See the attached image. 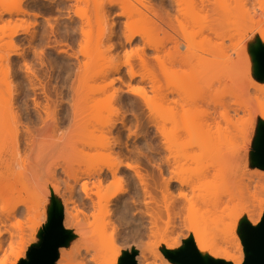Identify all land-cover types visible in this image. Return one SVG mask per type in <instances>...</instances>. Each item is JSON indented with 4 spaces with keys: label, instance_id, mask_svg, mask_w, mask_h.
Segmentation results:
<instances>
[{
    "label": "rangeland",
    "instance_id": "374dc122",
    "mask_svg": "<svg viewBox=\"0 0 264 264\" xmlns=\"http://www.w3.org/2000/svg\"><path fill=\"white\" fill-rule=\"evenodd\" d=\"M132 1H134V2L132 3ZM146 1L148 2V0H146ZM149 1L153 4H151L149 2L150 4L148 3V5H151L157 11L161 12L162 10L165 9L163 7L171 6L169 4H171L170 2L172 0H167V2H169L168 6H167L166 0H163V1L162 0H160V1L159 0H149ZM209 1H210V4H209ZM209 1L207 0L208 3H206V5H208V6H206V8H204L206 11L209 10V11H207L209 16H207V13L205 10L202 12L199 10V13L200 12L201 13H200L199 17L193 16L195 18L194 21L192 20L193 17L190 16L191 17L190 21L192 20L191 21L192 23H191L189 21L190 17L188 16L190 14H188L186 16L187 19L185 22H186V24L188 23V25H189V23L192 24L191 26L189 25V27H188V25L183 26L180 24L182 22V20L180 21V15H181L180 14L178 17L179 21H180L179 24L181 27L183 26L182 27L183 29L182 30H181V28L180 29L178 28V29L183 34L182 36L185 35L184 36L185 38H190L191 40L195 41L196 44L198 42H201V41L204 44V42H206V41L203 42V39L206 38L205 36H207L209 34L208 37L211 39V40L210 39L209 40L212 43H214L213 45H215L214 49L219 48V47L221 48V51L218 50L219 53L217 51L214 52V50H212V48L211 49L207 48L208 50H210V52L212 50L211 54L207 50L205 51V52L210 54V56H208L209 54L204 53L203 47L200 48L202 50V52H200L198 44H197L198 46L196 47V48H198L197 51L199 50L200 54H202V53L206 54V55H203V57H205V56L210 57L209 60L207 57H205V58L207 59V61L210 64L212 63V65L215 63L216 60L220 61V59H217L216 57H218L217 53L220 54V52H221V54H220L221 56H219V57L221 58V60H225V69L226 70H224V68H223V70L219 69L216 72L211 71V73H209L210 76L208 75V79L211 78L212 80H214L215 78L214 79L212 78V74L214 76L215 75L221 76L222 75L221 71H227V73L229 75L226 72L225 73L223 72V74L225 75V76L223 75L224 79L217 77V79H218L217 82H219V83H217V82L215 83L212 80H210L212 82V83L210 82L211 86L213 83H214L213 86L216 85L213 89L211 88L210 90H212L213 94L216 93L217 97H218V95L220 96V94H221L222 98L220 100H222L224 103L225 97L226 98H227V96L231 97V95H232L231 93L234 92L232 90L231 93L230 92L228 93L229 95L226 96V94H225L227 89L231 88L232 83H233L234 89L237 86L238 87L237 89H239L240 92H241L242 88L246 87L250 83L249 75L246 77L245 76L242 77L241 72L239 70H236V68L233 70V67L236 65L237 68H239V67L242 68L241 71H243V70L245 71L246 70L245 68H246L247 63H248L247 62V56L249 54L252 55L250 49L252 47H254L255 45H257L261 41L259 38L260 37L259 32L264 30V0H209ZM17 2L21 8H24L21 11L18 10V13L16 11L17 8L19 7V6H17L18 5ZM119 2H122V3L119 4ZM147 2H146V4H147ZM181 2H182V4H194V6H196L195 4H198V2H200V1H198V0H182ZM21 3H22V5H21ZM124 3H125V5H124ZM97 4H101V6H102V8H99V10L100 9H101V11H102V9L104 10V12L99 11L100 14L102 13L101 19L104 16V18L102 19V22L100 21L101 19L98 20L99 13L97 12V8H98ZM110 4H111V6H110ZM127 4L130 7H128ZM140 4L141 3H139L135 0H53V1L52 0H28V1L27 0H0V13L2 12L0 14V94L1 95L5 94V96H7L6 97L7 100L9 98L11 99V100L10 99L9 100L12 101L11 104H13L12 105L13 107L12 106L11 107H12L13 111L11 110V108H8L9 105L6 106L7 109L6 108L5 109L6 110L10 109L12 112L15 113V115H14V113H12V112L10 113V110H8V112L5 115H8L9 117L6 116L3 118L6 119L8 117L9 118V120L7 118L8 124L10 125V124H13L15 122V126H16L14 128L13 127L14 124L10 125V126L7 125L8 128L7 127L6 128L8 130L5 131L6 133H4L5 134L4 142L6 141V144H4V143L1 144V142H0V152L2 151L1 155H0V157H1L0 161L2 160V162H3V159L7 157L6 158L7 160L6 159L4 160L5 162L6 161L7 162L3 163L4 165L1 164V166H0V176L2 178L3 177L2 175H4L7 179H8V176L9 177L11 176L9 179H12V178L14 179L13 175L16 172L21 177V180L18 179V181L15 182V184L17 183L15 187H14V184L12 183L14 181H12L11 183H6V185H4V186L9 187V189L7 188L8 191L10 192L9 194H8L7 189L3 186L5 188V189L2 188V189H4V190H2L4 193L3 195L5 196V197L4 196L3 197L7 201L4 199V200H2V203L6 201V203H8V205H9L13 201H17L20 199L23 201V199H24L25 203H27L26 205L29 206V209H28L27 206H25V203L20 200L21 203L16 208L15 214L11 218L6 220L4 222V225H2L3 218H1V220H0L1 221L0 222L1 228L0 229L3 231L2 238H1V240L3 241V248L0 251V264H2V261L5 258L7 259L6 264H13L12 259L9 255L10 254V243H12L14 246H18L21 236L22 235L27 236L28 234H30L32 228H34V227L35 228L38 227L37 231L31 237V241H30L29 245L26 246L24 256L21 259H27V254H28L30 247L33 246L34 244L39 243L40 231L43 229V226L48 222L49 210H50V205H51V197H52V194H54V193H52L53 191H52L51 186L49 185V181L51 183V181H54V179H58V181L61 182V186L63 187L68 182L69 183L73 182V180H71V179L73 176H76L75 175L76 173H77V175H79L84 171V168L85 169L88 168L86 166H89L90 164L86 165L88 163L86 161H83L84 159H82V158H84L83 155H85L87 152H88V154H90L93 151H95L96 147L94 148V144L96 143V140L98 139V141H99V139L103 137L102 133L100 132V130L102 128L100 125L102 123V118L106 117L107 114H109V115L111 114V111L107 110V109L110 110L109 105H108L110 101H111L110 103L112 104L113 107L115 106V108H118V110H119L118 115L119 114L120 115L126 114L125 116L127 117V123L129 126H131L132 130H138L139 131V135H137V136L134 134L132 136L130 135V137L127 136L128 131H126V130H124L125 132L121 131V134L119 135L118 129L121 130L120 124H119L118 125L119 128L115 129L112 134H110L109 132H106V134H104L105 136L108 135L107 138L111 135H112L111 138L113 136H115L117 138L118 137L117 135H119L118 141H119L120 146L118 147V149L120 147H122L123 149L127 148V151L129 152V154L127 153L129 156L125 157L127 161H131V162L135 161L137 163L139 162L143 165H146L148 168L151 169L152 166H150L151 164L149 165V163H150L149 160L152 157L154 159H157L160 156L175 157V156H179V155L183 154V150L182 149L180 150V148L177 147L176 142H175L172 135H171L172 139H171L170 147L169 148H163L160 144L161 137H160L159 133H156L157 132V126L156 125L160 123V124H165L167 131L169 133L173 134L175 131V128H176L175 118L172 115L165 112L160 107L159 98L158 99L156 98V96H157L156 92L152 93L154 91H152L149 84H147L148 83L147 80L143 79L144 81H147L146 83H144L142 80L141 81L139 80V76L131 78L128 76V73L126 72L127 71L126 70L127 69L126 68L127 67L126 62L128 60L125 61V59L130 58L129 59L130 62L135 63L134 65L137 68L136 71L139 72V70H141V72H139V73L145 72L144 73L145 75L149 74L150 71H151L150 74H152L154 72L157 73L156 75L158 76L157 77L158 79L157 78L156 79L158 80V84L165 86V84L172 83V81H170V80L168 81L166 79V76H165L166 72L175 73V72H179L180 70L183 69V67H181V65H178V64L172 65L170 63L169 57H166V56L164 57V55H162V54H160V55L162 56L163 61H159V60H162L161 57L158 61H157V59L155 60L153 57L156 55V51L152 48H148L147 46L146 47L144 46V48H146L145 49L146 51H144V52L147 55V57H149L148 58V65H146V66H149L148 68L150 70L145 71V69L147 67L144 68L141 65H139L138 63H136L137 62L136 61L137 60L136 54L138 53L137 50H139L138 46L139 45L143 46L145 44H144L143 39H140L141 37H137L138 35L135 36L136 39L134 38L132 40V42H128L127 37L125 36L126 35V29H124V28H125V26H127L126 24H127V22H129L130 18L129 19L127 17L125 18L124 14L120 15L121 12L119 14V11L122 8L127 7L129 10H131V12L133 11V13H132L133 18L131 17L130 22H132L136 19L138 20L136 22H140V21H142V19L147 18V16L150 17V14H148L149 12L147 13V10L144 7H141ZM154 4H155V6H153ZM172 4H173L172 6L174 8L175 4L173 2H172ZM12 5H13V7H12ZM14 5L17 6L16 9H14L15 11L13 10V8H15ZM120 5H121V8H120ZM203 5H205V4H203ZM10 6H11V9L13 10V11L11 10L12 12L9 9ZM101 6H99V7H101ZM158 6H160V7H158ZM240 6L244 7L247 10L246 14L239 15L240 10H238V7H240ZM207 7H208V9H207ZM5 8H8V11L11 12V14ZM143 8L145 11L143 10ZM198 8H199V5H198ZM198 8H197V12H198ZM200 9L203 10V8H201V7H200ZM142 10L144 13L142 12ZM137 11L138 12L140 11V13H138ZM141 12H142V15H141ZM173 12H175V14H176V11H173ZM134 14H136V15H134ZM203 16L205 18H203ZM206 16L209 18H206ZM107 17H109V18H107ZM134 17H136V18H134ZM183 17H185V16L183 15L181 17V19ZM197 17L199 18V20ZM201 18H203L204 20L205 19H208V20H205V21L202 20L201 21L200 20ZM184 19H183V22H184ZM124 21H126V23ZM187 21H189V22H187ZM104 22H106L105 24H107V25H104ZM185 22H184V24H185ZM193 23H195L194 26H193ZM175 24L178 25V26L176 25V27H179L178 23H175ZM198 24H199V26H198ZM201 25L204 26L203 28H205V26H208L209 29L211 28V31H208L209 29H208V27H206L205 29H202V30H204L202 32V30H201L202 26ZM110 26H112V28ZM154 27H155V33H153L152 37L155 36V39L157 38L156 40L158 43L160 40V42H162L163 45L164 44H167V45L170 44L171 45V43H170L171 41H168V40L166 41L167 38L165 39L164 34H166V33L164 31L163 32L160 31V30H162L161 28H159L158 31L156 32V26H154ZM185 27H187V31L186 30L183 31ZM98 29H99V31L100 30L101 31L99 32ZM178 29H176L177 33L179 32ZM84 30H85V34L82 33ZM123 30L125 32H123ZM97 31L99 32V34H97ZM102 31H103V33H102ZM110 31H111V33H110ZM201 32L205 33V34L208 33V34H206V35L204 34V37H203V36H201ZM98 35H99V37H98ZM172 35H178L179 37H181L180 36L181 34L179 35V34H176L175 32H174V34L172 33ZM109 36H111V37L107 41L106 39L109 38ZM166 37H168L167 34H166ZM171 37L169 39H171ZM202 37H203V39H202ZM98 39H100V40H98ZM94 40H95V44H94ZM183 40H184V38H183ZM219 41L225 42L224 49H222L223 48L221 46L222 43ZM212 43H211V46H212ZM98 44H99V47H98ZM108 44H111V45L109 46ZM160 44L161 43H159V45ZM207 44H208V41H207ZM95 45H97V46H95ZM247 45H249V51L248 50L247 51L241 50V48H243ZM105 46H106V48H109V49H105ZM122 46H123V48H121ZM204 46L209 47L210 45L208 46V45L204 44ZM216 46H218V47H216ZM97 47H98V49L96 50ZM134 47H136L135 48V51H137L136 54H134V52H133ZM200 47H201V43H200ZM212 47H214V46H212ZM94 48L96 51L94 50ZM110 48H111V50H110ZM129 48L130 49L133 48V50L130 51ZM140 49H141V46H140ZM205 49L206 48L204 47V50ZM101 50H102V52L105 51L104 55H106V56H103V54H101L102 53V52H100ZM126 50L128 52H130V55H131V53H132V55L134 54V59H133L132 55L130 56ZM36 52L37 53L42 52V53H39L41 55H39V57H38V54ZM92 52H93V54H92ZM96 52H98V53L96 54ZM139 52H140V50H139ZM222 52H223V57H222ZM94 53L96 56H93ZM109 54H111V56ZM212 54H214L216 56H214ZM97 55L98 56L101 55V56L98 57ZM126 55H127V57H126ZM151 55H153V57ZM211 56H214V57H212V62H211ZM106 57H109V58H106ZM150 58H151V60L149 61ZM94 59H98V60L95 61ZM85 60H86V64L84 62ZM89 60L94 62L93 65H90V68H89V64L91 61L89 62ZM24 61L25 62L27 61V62L25 63ZM88 62H89V64H88ZM234 62H235V64H234ZM125 63H126V65H124ZM26 64H28V65L31 64L30 67L27 65V68H29V69L31 68V70H29V72H28V69L26 68ZM82 64L84 66L88 65L89 69L85 67L86 68V70H85L84 66ZM116 64L120 65V72L117 74L119 76V78L117 79L115 77L116 80H114L113 86H112V90L113 89H114L113 91L116 90L115 91L116 93L114 96L115 98L110 99L109 92L106 91L108 93H105V92L101 93L98 90V87H101L102 85H104L105 81H102L103 79L105 80V78H106V80H108L107 77H105V76H107L106 75L107 71H105V70L108 69L106 67H110V66L114 67V66H116ZM80 65L83 67L80 69L83 72V74L81 71L76 73L77 71H79ZM227 65L233 66V67L226 68ZM141 67L144 70L141 69ZM102 68H103V71H102ZM83 69L85 70V72L88 69L86 74L83 71ZM231 69L233 71H229ZM32 71L35 73V76H34V74H32L33 73ZM95 71H96V73H95ZM101 71H102V73H101ZM152 71H154V72H152ZM104 72H106V74H104L105 78L102 76V74ZM253 72H254V64H253ZM253 74H254L255 79L258 80V77L255 75V72ZM226 75L228 77H226ZM90 76H92V78H90ZM83 77L85 79L83 84H85L86 86L89 87L88 88L85 86L87 88L86 93L84 92L85 90L83 91L85 94H83L84 96H82V97H84L85 99L81 98L82 94L79 95L80 98H78V96H76V91H75L76 86L79 89L81 87L84 88L82 85L80 86V84H82V81H81V83L78 81L79 79H83ZM86 77H89L88 78L89 81H86ZM96 77H97V79L98 78L99 79L96 80ZM111 77L112 76H110L109 78L111 79ZM77 78H79V79H77ZM225 78L227 80L229 78L228 83H227V80ZM219 79L220 80L222 79V83H220ZM71 80H72V82H71ZM73 80H75V81H73ZM93 80H95V81H93ZM77 81L80 83L79 86L76 85V83L78 84ZM33 82H35V84L37 83V89L38 90L33 91L32 87H31ZM74 82H75V84H74ZM39 83H41V85L45 86L46 91L50 95L49 101L46 100V96L42 92V89L40 91L41 85ZM72 84H73V87H72ZM136 85H137V87L141 86V88H142V86H145V88L143 87L144 89L147 88L148 91H149V89L151 90L148 92V94L152 95L153 100L151 99V101L154 104L152 112H151V117H149L150 116L149 115L150 114L149 109H146L144 101L142 99H140L141 97L139 96L138 93H136L137 92ZM229 85H231V86L229 87ZM131 87H135V89L134 88L130 89ZM95 88H96V90H95ZM89 89H90V91H89ZM138 89H140V88H138ZM108 90L110 91L111 89L109 88ZM132 90H133V92H132ZM135 90H136V92H135ZM74 91H75V93H74ZM88 91L90 94L89 95L90 98L91 99L93 98L92 100L90 99L91 101H88L89 98H88V100H86V98H87L86 96H88ZM90 92H92V93H90ZM235 92H237V91H235ZM8 93L10 96L7 95ZM79 93H81V91H79ZM238 93H239V91H238ZM91 94H94V95H91ZM233 94L235 96V99L233 97L232 98L229 97V98L234 99V101H235L236 97H238L239 95L236 96L237 93H233ZM240 94H242V93H240ZM223 95H224V97H223ZM216 96L214 95V97H216ZM241 96L242 95H240V97ZM2 97H4V95ZM76 97H77L79 103L80 102L83 103L82 105L80 103L81 109L79 108L80 107L79 105H78L79 107L77 106L78 102L75 103ZM217 97L215 99H217ZM73 99H74V102H73ZM237 99H239V98H237ZM240 99L242 100V97ZM3 100L5 101V99H3ZM9 100L6 102L10 103ZM34 100L39 102V103L37 102L39 104V106H38V104L35 105ZM83 100L85 102H83ZM1 101L2 100H0V102ZM86 101H88V102H86ZM230 101L232 102L233 100H229L228 102H225V103L230 104L231 103ZM234 101H233L232 105L234 103L236 104V102H234ZM142 102H143V104H142ZM237 102H240V100ZM2 103H0V104L2 105ZM237 104H236V106H237ZM75 105H76V108L78 107L80 110L76 109L75 107H74V109H72L73 106H75ZM226 105L227 104H225V106ZM232 105L230 104V106H232ZM40 107H41V110H40ZM231 108H233V107H230L229 109H231ZM75 109L78 110V114H80V115L77 114L78 117L75 114L77 112ZM73 110H74V113H73ZM144 110H145V112H144ZM231 111L234 113L233 109H231ZM231 111H230V113H231ZM46 112L48 114H50L49 117H48V114ZM228 112H229V110H228ZM70 113H71V115H70ZM146 113H148V114H146ZM233 113H231L230 116L235 114V113L234 114ZM238 114H241L240 117H242V115H243V118H244V116H246L243 114V110H242V112H241V110H239ZM44 115H46V116H44ZM72 115L74 117H72ZM133 115H134V117H133ZM235 116H236V114L234 115L233 119L235 118ZM75 117H77L76 120H75ZM70 118H72V119H70ZM152 118L155 119V121H154L155 124H153ZM239 118H238V120H239ZM18 119H20L19 121L21 123L18 121ZM137 119H138V121H137ZM236 120L237 119H234V121H236ZM7 121L6 122L4 121V123H7ZM140 122H142V123H140ZM237 122H239V121H237ZM237 122H236V126H237ZM261 122H264V120L259 116H255L252 126L243 125L244 126L243 127L240 125V123H238L239 127L238 126H237L238 128L234 127L235 131H236V132L234 131V135H233V132L231 133L233 141L230 145H232L234 143V139H235V140H237V141H235V147L233 146L234 144L232 145L233 147L228 145L230 143L229 142L227 144L229 146L228 150L226 147V151L228 153L223 154L221 161L219 162V165L222 166V169L224 172V179H225L227 188L232 187L235 184V182H240L242 180L241 178H242L244 173H246V176H250L251 174H256L257 178H253L251 183H250V191H251V193H256L257 198H264V191H262L260 188H258V187H260V185L263 184V182L261 181V175L264 174V169L257 167L253 162V152H254L255 142H256V139L258 136V132H259V125ZM138 123H139L140 127L136 126V125H138ZM98 124L101 128L97 127ZM151 124H153V125H151ZM134 126H135V129H134ZM240 126L242 129H244L243 132H241V130L238 131ZM10 127L12 128L11 132L9 131V129H11ZM28 127L30 129H28ZM97 129L99 130V132L97 131ZM233 130H231V131H233ZM94 131H95V133L98 132L100 135H98V133H96L97 135L94 134L93 133ZM140 131H141V134H140ZM87 133L88 134L91 133V134L88 135ZM13 134H15L16 136L15 135L12 136ZM92 134L94 136H92ZM8 138L11 140L8 141L7 140ZM87 139L88 140L91 139V141L93 140L92 142L89 140L91 143H93V145H91L90 142H86L85 140H87ZM17 140H18V142H17ZM236 142H240L242 145L241 144L238 145V143H236ZM15 143H16L17 147H16ZM84 143H86V144L84 145ZM88 143H90L89 145H91L92 147L87 145ZM149 144L152 147H154L155 152L154 151L148 152L149 153L148 158L150 157L148 160H147L146 156H143V155L138 156L137 153H130L132 150L133 151L138 150V149H142L143 151H145V149L148 150L149 146H150ZM13 145H15V146H13ZM16 149H17V151H16ZM90 149H92V150H90ZM86 150H88V151H86ZM80 151H82L83 153H81ZM215 151L216 150L214 147L208 148L204 151H201L200 149H195L193 152L200 158L199 159L197 158L198 160L195 162L194 161H189V162L183 161L182 162L184 164L183 165V171H181V172H182V175L184 178L191 180V181H197V180H199V173H200L199 169L201 167H204L207 165V174L204 178L201 179V182L204 184V187H203V190L199 192V194L202 193L203 195H210V196L221 195L222 199L225 201V204L227 202H229L227 204L228 208L223 215V221H224V223L227 224V223L231 222L238 214H241V212L243 210L242 205H241L242 201L239 199L238 196H236L233 199H230V197L228 195H226V194L222 195L221 184H220L218 178L215 176V172L219 166H213L212 165V163L215 159V156H214ZM10 152L11 153L13 152L12 155ZM225 155H226V157H230V158L236 160V161H234V166H233L234 172L232 171L231 168H229L227 165L224 164L225 158H226ZM80 156H83V157L81 158ZM86 156H85V158H86ZM2 157H3V159H2ZM17 157H19V158H17ZM9 158L11 160L10 164H9V161H10ZM17 159L19 161H17ZM15 161H17V162H15ZM95 161L97 162V159L94 160V162ZM84 162H86V164ZM90 162H91V165H93V164L95 165L98 163V162L94 163L93 160L92 161L90 160ZM19 163H20V165H18ZM53 163L55 166L52 165ZM57 165H58V167H56ZM62 165H63V167L66 166L65 170H67V171H65V170L63 171L64 168L61 167ZM95 166H92V168H94ZM18 168H19V170L20 169L21 170L20 171L16 170ZM89 168H91V167H89ZM46 170H48V171H46ZM76 171H78V172H76ZM43 172H45V174ZM53 172H54V174H52ZM49 173H50V175H49ZM67 173L69 175H67ZM38 174H39V176H38ZM43 174H44V176H43ZM71 174H73V175H71ZM19 175H17V176H19ZM45 175H46V177H45ZM49 176L50 177L57 176L58 178H53V180H51L52 179L51 178L50 180H48ZM68 176L71 178L69 179ZM244 176H245V174H244ZM5 177H3V178H5ZM39 177H41L43 179L41 181H39V179H38ZM6 178H5V180H6ZM63 178L65 180H63ZM14 180L16 181V179H14ZM66 180H67V183H66ZM2 181L5 182L4 179ZM104 187L106 188V186H104ZM10 188H11V191H10ZM78 188H79V186L77 187V189ZM79 191L80 190L78 189V191L76 193V195L78 197H79ZM12 192H13V194H12ZM176 193H177V190H174L173 194L176 195ZM189 194L191 195V193H189ZM126 197H128L127 194H125L123 199H125ZM155 198L157 200V204H156V208L153 210L159 211L161 213V215L163 216V218H162L163 222H161V227L159 230V237L157 236V238H150V239L146 237L138 247H135L132 244V242H129V244L127 243V244L123 245L124 249H123L121 257L124 255L125 252H132L133 250H136L137 251L136 257L138 256V259L136 258L137 259L136 261L138 262V264H161L162 263V257H166L163 253V250L165 248L170 250V248L166 244H159L158 242L155 244V240L159 241L160 236L166 235L168 238H173V237L178 238L179 242L181 243L180 247H182L184 245V242L187 239L192 238V236L189 235V230L186 229L183 226V224L189 223L190 219L192 218L191 217L192 211L200 209V204H195L194 209H192L190 211L184 209L183 212L181 213V217L179 219H176L175 227L171 226V225L167 226L165 221L168 220V215L166 214L165 209L163 207L164 198H163L161 193H157L155 195ZM249 198H250L251 202H253L254 198L253 197H249ZM56 199H58V201L62 204V206L64 208V205L61 201V198L56 197ZM193 200H197V197H195ZM227 200H230V201H227ZM80 203H81L80 201H78L76 203V206L74 207L73 211L76 210L75 213H77V210H79V208H80V210L78 211L80 214H78V213L77 214L80 215L79 218L84 221V219H83L84 217L82 216L83 212L81 211L82 206ZM170 213H171V215H173L174 211L172 210V211H170ZM244 219H246V218L243 217L240 221L242 222ZM170 220H173V219H170ZM191 220H195V218H192ZM246 220H248V218ZM64 222H65V208H64ZM240 223H239V227H240ZM65 228L71 230L73 232L74 236L66 246H63L60 248L59 255H60V252L62 249L66 250V252L70 251L71 247L75 243H77V241H78V236L73 231V228L70 226H65ZM239 234H240V230H239ZM183 235H189V236L183 237ZM240 236H241V234H240ZM218 242H219L218 244L220 246H224L222 241L219 240ZM242 244H243V240H242ZM243 251H244V254L246 257L244 244H243ZM209 254H210V257H212L214 259L225 260L223 258H216V254L212 250L210 251ZM57 261H56V264H58ZM17 264H19V262Z\"/></svg>",
    "mask_w": 264,
    "mask_h": 264
},
{
    "label": "bare ground",
    "instance_id": "6f19581e",
    "mask_svg": "<svg viewBox=\"0 0 264 264\" xmlns=\"http://www.w3.org/2000/svg\"><path fill=\"white\" fill-rule=\"evenodd\" d=\"M135 1L141 3L140 4L141 7H144L147 10V13L149 12L148 14H150V17L147 16V18L142 19V21H140V22H136V21H138L137 19L134 20L135 22L131 20L133 22L132 23V22H130V19L133 16L132 15L133 11L131 12V10H129L127 7H124L120 11L119 10L118 11H119V14L121 12L120 15L124 14L125 18L126 17L128 19L130 18L129 19L130 23L127 22V24H126L127 26H125V28H124V29H126V35L125 36L127 37L128 42H132V40L137 35H138L137 37H141L140 39H143V41H144L145 45H143V46L139 45L138 46L139 47L138 49L140 50V52H139V50L136 49L138 51V53H137V51H135L136 47H134L133 52H134V54L137 53L136 54V59H137L136 63H138L139 65H141L144 68L147 67L145 69V71L150 70L148 68L149 66H146V65H148V58L149 57H147V55L144 52V51H146L145 50L146 48H144V46L145 47L147 46L148 48H152L156 51V55L154 54L155 55L154 57H153V55H151L155 60L157 59V61H158L161 57L162 60H159V61H163V58L160 55V54H162V55H164V57L165 56L169 57L170 63L172 65H177V64L181 65V67H183V69L180 70L179 72H175V73L166 72V75H165L166 79L168 81L169 80L172 81V83L165 84V86L158 84V80H157L158 76L156 75L157 73H155L154 71H152V72H154L155 74L154 73L150 74V72H151L150 71L149 74H146V75L144 74L145 72L139 73V72H141V70H139V69H138L139 72L136 71L137 68L134 65L135 63L130 62V60H129L130 58L125 59V61L128 60L126 62L127 65H126V63L124 64L127 66L126 72L128 73V76L131 78L139 76L140 81L142 80L144 83H146L148 81L147 84H149L152 91H154L152 93L156 92V95L158 97L156 95L155 96L157 99L159 98L160 107L165 112H167L168 114L172 115L175 118L176 128H175V131L173 134H171L167 131L165 124H160V123L156 125L157 126V132L156 133H159V135L161 137L160 144L163 148H169L170 147L171 139H172L171 135H172L175 142H176L177 147H179L180 150L181 149L183 150V154L179 155V156H175V157L160 156L157 159H154L153 157L152 158L149 157L150 163L148 161L147 162L149 163V165L151 164L150 165V166H152L151 169L148 168L146 165H143L139 162L137 163L135 161L134 162L127 161L125 157L129 156L128 155L129 152L127 151V148L123 149L122 147H120L118 149V147L120 146L119 141H118L119 140L118 137L121 134V131H124V130L128 131L127 136H129V137H130V135L132 136L133 134L136 136L139 135V131L138 130H132L131 126H129L127 123V117L125 116L126 114H124V115L119 114L118 115V113H119L118 108H115V106L113 107L112 104L110 103L111 102L110 101L108 104L110 110L109 109H107V110L111 111V114L110 115L107 114L106 117L102 118V123L100 125L102 128L99 126V124L97 126L98 128L99 127L101 128L100 132L102 133L103 137L100 138L99 141L97 138H96L97 140L95 139L96 140V143L94 144V148L96 147L95 151H93V152L91 151L92 153L89 152L90 154H88V152H87L85 155H83L84 158H82L83 156H80L82 159H84L83 161H86L88 163V164H86V162H84L86 165H89V164L91 165L90 160L91 161L93 160V162H94V160L97 159L98 163L95 161L97 163V164H95L96 166L94 164L91 166L90 165L86 166L88 168L87 169L84 168V171L81 174L77 175V173H76L75 174L76 176L72 177L71 180H73V182L67 183V180H66L67 184H65V186H63V187L61 186V182L58 181V179H54V181H51V183L49 181V185L51 186L52 191H53L52 193H54L55 197L61 198V201L64 205V208H65V222H64V224L72 227L73 231L78 236L77 243H75L71 247L70 251L66 252V250H63V249L61 250L57 262H58V264H119L120 259H121V255H122V252L124 249L123 245H125L127 243L129 244V242H132V244L135 247H138L146 237L149 239L150 238H157V236L159 237V230L161 227V222H163V219H162L163 216L161 215V213L159 211H154L153 209L156 208V204H157V200L155 198V195L157 193H161L163 198H164L163 207L165 209L166 214L168 215V220L165 221L167 226L171 225V226L175 227L176 219H179L181 217V213L183 212L184 209L190 211V210L194 209L195 204H200L199 210L192 211L191 217L195 218V220H191L192 219L191 218L188 224L187 223L183 224V226L189 230V235L192 236L198 251L201 253V255L203 257L206 258V257L210 256L209 253L212 250L216 254V258H223V259H225V261H229L233 264H243L246 257H245L244 251H243L242 238L239 234V223L241 222L240 220L244 217L242 212L247 211L249 213L248 220L252 223V225H254V226L258 225L259 223H257V222L260 221L261 215H262V213H264V198H257L256 193H251V191H250V183H251L253 178H257L256 174H251V175L249 174L250 176H246V173H244L245 176L243 174V176L241 178L242 180L240 182H235V184L232 187L227 188L226 182L224 179V172H223L222 166L219 165V162L221 161L223 154L228 153L226 151V147L228 150V147H229L228 145H230L233 141L231 133L233 132V135H234V131H235L234 127H237L239 125L238 123H240L241 126H243V125L252 126L255 116H259L264 120V114H261V113H264V80L255 79L254 74H253L254 73L253 72L254 62H253V58H252L251 54H249L247 56V62L248 63H247V66L245 68L246 69L245 71L244 70L241 71L242 68L241 67L237 68L236 65L234 67L227 65L226 68L233 67V70L235 68H236V70H239L242 74V77H244V76L246 77L249 75L250 83L246 87L242 88L241 92L239 89H237L238 88L237 86L234 89L233 83H232V86L229 85V87L231 86V88L227 89V91L225 90L226 91L225 94L227 96V95H229L228 93L229 92L231 93V91L233 90L234 92L231 93L233 96L231 95V97L230 96H227V98L225 97V100L223 103V101L220 100L222 98L221 94H220L221 97L217 94L219 97L218 98L216 96V93L213 94L212 90H210L211 88L213 89L216 85L213 86V84H214L213 83L211 86L210 80H212V79L211 78L208 79L209 73H211V71L216 72L219 69L223 70V68H224V70H226V69H225V60H221V58L219 57V56H221L220 55L221 52H220V54H218L219 51H221V48L219 47V48L214 49L215 45H213L214 43H212L210 41L211 39L208 37V35H209L208 33H206L208 35L205 36L206 37V38H204L205 40L203 39L205 33H202L204 31L202 29H205L208 26H205V28H203L204 26L201 25L202 26L201 36H203L202 37L203 42L206 41V42H204V44L208 45V46L210 45L209 47L204 46V44L202 43L201 40H200L201 42L197 43L199 45L198 46L195 41L191 40L190 38H185L184 37L185 35L182 36L183 34L179 30L180 28L182 30L183 26L188 25V23L186 24V22H185L187 19L186 16L188 14H190V15H188L189 17L190 16H192V17L198 16L199 17L200 13L205 10L204 8H206V6H208V5H206V3H208L207 0L206 1L205 0H198L200 2H198V4H195L197 7L194 6V4H182V2H181L182 0H172L170 2L171 4H169L171 6H168L169 2H167V0H166L168 7H163L165 9L162 10L161 12L157 11L151 5H148V3L150 2L149 0H148V2L146 0H135ZM133 2L134 1H132V3ZM146 2H147V4H146ZM172 2L175 4L174 8L172 6L173 5ZM121 3L122 2H119V4H121ZM17 4H18V2H17ZM151 4H153V3H151ZM203 4H205V5H203ZM209 4H210V1H209ZM21 5H22V3H21ZM124 5H125V3H124ZM198 5H199V8H198ZM17 6H19V4ZM17 6L14 5L15 8H13V10L16 9ZM97 6H98L97 12L99 13L100 18L98 16L97 17L99 20V19H101V14H102V13L100 14V12H102V11L104 12V10L103 9H102V11H101V9L99 10V8H102L101 4H97ZM99 6H101V7H99ZM110 6H111V4H110ZM153 6H155V4ZM12 7H13V5H12ZM128 7H130V6L128 5ZM158 7H160V6H158ZM200 7L203 8V10H201ZM120 8H121V5H120ZM144 8H143V10H144ZM197 8H198V12H197ZM5 9H7V11H8V8H5ZM9 9H10V11L12 10L11 6L9 7ZM22 9H24V8H21L19 6L16 10L17 13H18V10L21 11ZM207 9H208V7H207ZM143 10H142V12H143ZM199 10L201 11L200 13H199ZM238 10H240L239 15H244V14H246V11H247L244 7H241V6L238 7ZM140 11L139 12L137 11V12L140 13ZM173 11H176V14ZM207 11H209V10H207ZM207 11H206L207 16H209ZM11 12H9V13L11 14ZM142 12H141V15H142ZM134 15H136V14H134ZM179 15H180V21L182 20L181 23H180L179 18H178ZM183 15L185 17H183L181 19V17ZM207 16H206V18H209ZM136 17H134V18H136ZM103 18H104V16H103ZM107 18H109V17H107ZM203 18H205V17L203 16ZM203 18H201L200 20L201 21L204 20ZM102 19L100 20L101 22H102ZM183 19H184L185 24L183 22ZM190 19H191V17L189 18V21H190ZM194 19L195 18L193 17L192 20L194 21ZM198 20H199V18H198ZM205 20H208V19H205ZM126 21H124V22L126 23ZM189 21H187V22H189ZM105 23L106 22H104V25H107ZM175 23H178V24L180 23L183 26L181 27L179 24V27H176L177 24H175ZM191 23H189L190 26L192 25ZM189 25H188V27H189ZM194 25H195V23H193V26ZM154 26H156V32L158 31L159 28H161L162 30H160V31H162V32L164 31L167 34L168 37H166V34H164L165 39L167 38L166 41L167 40L171 41L170 42L171 45L170 44L169 45H167V44L163 45L162 42H160V40H159V43H161L162 45L161 44L159 45V43L156 40L157 38L155 39V36H153L154 38L152 37L153 33H155V27ZM198 26H199V24H198ZM110 27L112 28V26H110ZM185 28L183 31H185V30L187 31V27H185ZM99 29H98V31H99ZM176 29H178L180 33L179 32L177 33ZM208 29H209V27H208ZM98 31H97V34H99V32L101 30L99 32ZM208 31H211V28ZM123 32H125V31L123 30ZM171 32L173 34H174V32L176 34H179V35L181 34L180 35L181 37H179L178 35H172ZM82 33L85 34V30ZM102 33H103V31H102ZM110 33H111V31H110ZM259 34H260L259 38H260L261 42L264 44V30L260 31ZM98 37H99V35H98ZM110 37L111 36H109V38H107L106 40L108 41V39H110ZM170 37H171V39H169ZM182 37L184 38V40ZM95 40H94V44H95ZM98 40H100V39H98ZM207 41H208V44H207ZM219 42L222 43L221 46L223 47L222 49H224L225 42L224 41H219ZM200 43H201V47H200ZM211 43H212V46H214V47L211 46ZM99 44H98V47H99ZM108 45L110 46L111 44H108ZM95 46H97V45H95ZM140 46H141V49H140ZM197 46L199 47L200 52H202V50L200 49L202 47H203L204 53H207V52H205L206 50L208 52H210V50H208V49H211V48H212V50H214V52L217 51L218 57H216V58L220 59V61L216 60L213 65H212V63L210 64L207 61V59L205 58L207 56L203 57V55H206V54H203V53L200 54L199 50L197 51V49H198V48H196ZM218 46H216V47H218ZM98 47L96 48V50L98 49ZM204 47L206 48L205 50H204ZM121 48H123V46ZM105 49H109V48H106V46H105ZM94 50H95V48H94ZM110 50H111V48H110ZM131 50H133V48L130 49V51ZM212 50H211V52H212ZM241 50H246V51L248 50L249 51V45L241 48ZM100 52H102V50ZM104 52H102L101 54H103V56H106V55H104ZM211 52H210V54H211ZM39 53H42V52H39ZM39 53H37L38 57H39V55H41ZM97 53L98 52H96V54ZM92 54H93V52H92ZM128 54L130 55V52H128ZM134 54L132 55V53H131L133 59H134ZM207 54H209V53H207ZM210 54L208 56H210ZM109 55L111 56V54H109ZM127 55H126V57H127ZM212 55H214V54H212ZM93 56H96L95 53ZM100 56H98V57H100ZM214 56H216V55H214ZM214 56H211V62H212V57H214ZM222 57H223V52H222ZM106 58H109V57H106ZM207 58L209 60L210 57H207ZM94 60L96 61L98 59H94ZM150 60H151V58L149 59V61ZM90 61L91 60H89V62ZM84 62L86 64V60ZM89 62H88V64H89ZM93 63H94L93 61L90 62L89 68H90V65H93ZM234 64H235V62H234ZM27 65L28 64H26V68H27ZM30 65H28V66L30 67ZM85 67L88 68V65L84 66V69L86 70ZM142 67H141V69H143ZM81 68H83V67L80 65L79 71H77L76 73L80 72ZM106 68H108V69H106ZM106 68H105L106 69L105 71H107V74H106V72H104L102 74V76L104 77V74H106L107 76H105V77H107L108 80H106L105 77H104L105 80L102 78L103 79L102 81H105V82H104V85H102L101 87H98V90L101 93H104V92L108 93L109 92L110 99H113V98H115L114 96H115L116 90L113 91L114 89L112 90V86H113L114 80H116L115 77L117 79L119 78V76L117 74L120 72V65L116 64V66H114V67L110 66V67H106ZM27 69H28V72H29V70H31V68L30 69L27 68ZM84 69H83V71L85 72ZM88 69H87V71H88ZM233 70L231 69L229 71H233ZM102 71H103V68H102ZM102 71H101V73H102ZM86 72H85V74H86ZM221 72L220 73L222 74L221 75L222 77L218 76V75L214 76L212 74V78L213 79L215 78L214 79L215 81L212 80L213 82L216 83L218 81L217 77L224 79L223 77L225 75L223 74V72L227 73V71H221ZM95 73H96V71H95ZM32 74H34V76H35L34 72ZM82 74H83V72H82ZM92 76H90V78H92ZM110 76H112L111 79L109 78ZM226 77H228V76L226 75ZM79 78H77V79H79ZM88 78L89 77H86V81H89ZM98 79L96 77V80H98ZM143 79H145L147 81H144ZM222 79L221 80L219 79L220 83H222ZM228 80H229V78H228ZM228 80H227V83H228ZM73 81H75V80H73ZM78 81L80 83L82 81V84H80ZM78 81H77L78 84L76 83V85L79 86V84H80V86L82 85L84 88L81 87L80 88L81 90H80L76 86V88H77V89L75 88L76 96H78V98H80L79 95L82 94L81 98L85 99L82 96H84L83 94L86 93V90H87L86 87H88V86L83 84V82L85 81L84 77H83V79H79ZM93 81H95V80H93ZM71 82H72V80H71ZM217 83H219V82H217ZM39 84L41 85V83H39ZM74 84H75V82H74ZM31 87H32L33 91L38 90L37 89V83L35 84V82H33ZM72 87H73V84H72ZM143 87L145 88V86H142V88H141V86L137 87V85H136L137 92H136V90H135V92L138 93L139 96L141 97V98L140 97L139 98L144 101L146 109H149V111H150V114H149L150 116L149 115L148 116L151 117V112H152L153 105H154L151 101L152 95L148 94V92L151 90L149 89V91H148L147 88L144 89ZM109 88L112 91L111 90L109 91L108 90ZM132 88L135 89V87H131L130 89H132ZM138 88H140V89H138ZM41 89H42V92L44 93V95L46 96V100L49 101L50 95L46 91L45 86L41 85L40 91H41ZM90 89H89V91H90ZM95 90H96V88H95ZM133 90H132V92H133ZM75 91H74V93H75ZM79 91H81V93H79ZM89 91H88V96H86L87 97L86 100H88V98H89L88 101H91L93 98L92 99L90 98ZM106 91H108V92H106ZM235 91H237V92H235ZM238 91H239V93H238ZM90 93H92V92H90ZM233 93H237V95L235 94L236 96L239 95L238 97H236L235 101H234L235 96ZM240 93H242V94H240ZM3 95H4V97H2ZM3 95L0 94V100H2L0 103H2V102L4 103V104L2 103V105L0 104V142H1V144L2 143L6 144V141L4 142V136H5L4 133H6L5 132L6 130H8L7 125L10 126V125L14 124V126H13L14 128L16 126H15V122L13 124H10V125L8 124L7 118L9 116L5 115V114L10 109L6 110L7 109L6 106L9 105L8 108H11V110H12L13 104H11L12 101H10L11 100L10 98H9L10 100L8 99L10 101V103L6 102V101H8L6 99L7 96H5V94H3ZM7 95H9V93ZM91 95H94V94H91ZM214 95L217 97V99H215L216 97H214ZM240 95H242L241 96L242 100L240 99L241 98ZM223 97H224V95H223ZM229 97L230 98L233 97L234 99H230ZM237 98H239V99H237ZM3 99H5V101ZM74 99H73V102H74ZM228 99L233 100L234 102H236V104L238 103L237 106L235 103L232 105L233 101L232 102L230 101L231 102L230 104L232 106H230L229 103H225V102L229 101ZM75 100H76L75 103H77V102L79 103L77 97ZM239 100H240V102H237ZM35 101L36 100H34V103H35V105H37L39 102L38 101L35 102ZM88 101H86V102H88ZM83 102H85V101L83 100ZM78 103H77V106L79 105L80 107L79 106L78 107L81 109V105L83 103L80 102L81 105H80V103L79 104ZM142 104H143V102H142ZM225 104H227V105L225 106ZM38 106H39V104H38ZM74 107L76 108V105L73 106L72 109H74ZM78 107L76 109L80 110ZM230 107H233L231 109H233L234 113L236 114V116L234 118V119H237L236 121H234V119H233L235 114L231 111V109H229ZM11 110H10V113L13 111V110L12 111ZM40 110H41V107H40ZM78 110H76L77 112L75 111L76 115L78 114ZM228 110H229V112H228ZM239 110H241V112L243 110V114L246 115V116H244V118H243V115H242V117H240L241 114H238ZM230 111L234 115L230 116V114H231ZM144 112H145V110H144ZM12 113H14V112H12ZM73 113H74V110H73ZM148 113H146V114H148ZM14 115H15V113H14ZM49 115L50 114H48V117H49ZM70 115H71V113H70ZM73 115H72V117H74ZM78 115H80V114H78ZM78 115H77V117H78ZM6 116H8L6 119L3 118ZM44 116H46V115H44ZM77 117H75V120L77 119ZM133 117H134V115H133ZM238 118H239V120H238ZM70 119H72V118H70ZM8 120H9V118H8ZM19 120L20 119H18V121ZM4 121L5 122L7 121V123H4ZM137 121H138V119H137ZM152 121H153V124H155L154 123L155 119H153ZM237 121H239V122H237ZM236 122H237V126H236ZM140 123H142V122H140ZM119 124H120L121 130L118 129L119 135H117L118 136L117 138L115 136H113L111 138V136H112L111 135V136H109L111 138L110 139L109 137L107 138L108 135H106V136L104 135V134H106V132H109L110 134H112L115 129L119 128V126H118ZM153 124H151V125H153ZM136 126L138 127L139 123ZM241 126L238 129V131L241 130V132H243L244 129H242ZM28 129H30V128L28 127ZM134 129H135V126H134ZM11 130H12V128L9 129L10 132H11ZM231 130H233V131H231ZM97 131L99 132L98 129H97ZM98 132H96V133H98ZM93 133L96 134L95 131ZM90 134H88V135H90ZM140 134H141V131H140ZM14 135L15 134H13L12 136H14ZM98 135H100V134L98 133ZM92 136H94V135L92 134ZM91 139H89V140L91 141ZM7 140L9 141L11 139L8 138ZM89 140L87 139L85 141L90 142ZM235 141H237V140L234 139V143H233L234 145L232 144L234 147H235ZM17 142H18V140H17ZM90 143H88L87 145H89ZM236 143H238V145L241 144L240 142H236ZM85 144L86 143H84V145ZM15 145H16V143H15ZM15 145H13V146H15ZM91 145H93V143H91ZM91 145H89V146L92 147ZM232 145H230V146L233 147ZM16 147H17V145H16ZM213 147L215 148L216 151L214 154L215 159H214L212 165L213 166H219L215 172V176L218 178V180L221 184L222 195L226 194L230 197V199H233L236 196H238L239 199L242 201L241 205H242L243 210H242L241 214H238L231 222H229L227 224L224 223V221H223V215L228 208L227 204L229 202H227L225 204V201L222 199L221 195L210 196V195H203L202 193L199 194V192L202 191L203 187H204V184L201 182V179L204 178L207 174V165L204 167H201L199 169L200 170L199 180H197V181H191V180L184 178L182 175V172H181V171H183V165H184L182 163L183 161H185V162L194 161L195 162L200 158L193 152L195 149H200L201 151H204L208 148H213ZM90 150H92V149H90ZM16 151H17V149H16ZM86 151H88V150H86ZM153 151L155 152L154 147H152L150 145L148 150L145 149V151H143L142 149H138L135 151L132 150L130 153H137L138 156L139 155L146 156V158L148 160L149 159L148 158V156H149L148 152H153ZM1 152H0V155H1ZM80 152L83 153L82 151H80ZM12 153H11V155H12ZM85 156H86V158H85ZM225 157H226V155H225ZM6 158L3 159V157H2L3 162H2V160L0 161V166H1V164L7 162V161L6 162L4 161ZM17 158H19V157H17ZM9 160H10V158H9ZM17 161H19V160L17 159ZM17 161H15V162H17ZM234 161H236V160L232 159L230 157H226L224 164L227 165L229 168H231L233 171ZM10 162H11V160L9 161V164H10ZM18 165H20V163ZM52 165L55 166L54 163ZM92 166H95V167L92 168ZM56 167H58V165ZM61 167L64 168L63 169V171H64L66 166L63 167V165H62ZM89 167H91V168H89ZM16 170L20 171L21 169L19 170V168H18ZM46 171H48V170H46ZM65 171H67V170H65ZM54 172L52 174H54ZM76 172H78V171H76ZM43 173L45 174V172H43ZM68 173H67V175H69ZM44 174H43V176H44ZM14 175H13V177H14V179H16V181L13 178L9 179L11 176L10 177L8 176V179H7L4 175H2L3 177L6 178V180H5V178L2 177L5 182L2 181L3 179L0 176V205H1L0 206V220H1V218H3L2 225H4V222L6 220H8L9 218H11L15 214L16 208L18 207V205L22 201L20 199L21 201L20 200L13 201L11 204L8 205V203H6L7 200L4 198L5 196L3 195L4 193L2 190H4L5 188L9 189V187L4 186V185H6V183H11L12 181H14L12 183L14 184V187H15L17 184V183L15 184V182H17L18 179L21 180V177L18 173L15 172ZM17 175H19V176H17ZM49 175H50V173H49ZM71 175H73V174H71ZM38 176H39V174H38ZM45 177H46V175H45ZM40 178L41 177L38 178L39 181H41L43 179V178H41V179ZM48 178H49L48 180H50L51 178H52L51 180H53V178H58V177L57 176H55V177L49 176ZM70 178L71 177H69V179ZM63 180H65V179L63 178ZM261 181L263 182V184L260 185V187H258V188H260L262 191H264V174L261 175ZM78 186H79L78 189L80 190L79 191V197L76 195V193L78 191V189H77ZM104 186H106V188ZM2 188H4V189H2ZM11 188H10V191H11ZM8 189H7V191H8ZM174 190H177L176 195L173 194ZM9 193L10 192L8 191V194ZM189 193H191V195ZM12 194H13V192H12ZM125 194H127L128 197L123 199ZM195 197H197V200H193ZM249 197L254 198L253 202H251ZM4 199L6 201L2 203V200H4ZM77 200L81 202L80 203L82 206L81 211L83 212L82 216L84 217L83 218L84 221L81 220L79 218L80 215H78V214H80L78 212L80 210V208H79V210H77L78 214L75 213L76 210L73 211L74 207L76 206V203L78 202ZM227 201H230V200H227ZM22 202L25 203L24 199ZM26 204L27 203H25V206H27V208L29 209V206ZM172 210L174 211L173 215H171V213H170V211H172ZM170 219H173V220H170ZM254 221H256V222H254ZM37 228L38 227L32 228L31 233L28 234L27 236L22 235L20 238L18 246H14L12 243H10V254L9 255L12 259L13 264H17L19 262V260L24 256L25 248H26V246L29 245V243L31 241V237L33 236V234H35V232L37 231ZM2 233H3V231L0 229V251L3 248V241L1 240ZM189 235H183V237H187ZM219 240L223 242L224 246H220L218 244ZM157 242L159 244H166L170 248V250H176L177 248H179L181 246V243L179 242L178 238H174V237L168 238L166 235L160 236V240L159 241L155 240V244ZM136 258L138 259V256ZM6 261H7V259L5 258L2 261V264H6ZM137 264H138V262H137ZM161 264H177V263L172 261L170 258L162 257V263Z\"/></svg>",
    "mask_w": 264,
    "mask_h": 264
},
{
    "label": "water",
    "instance_id": "95a60500",
    "mask_svg": "<svg viewBox=\"0 0 264 264\" xmlns=\"http://www.w3.org/2000/svg\"><path fill=\"white\" fill-rule=\"evenodd\" d=\"M250 51L253 57L255 75L258 79L264 80V62L261 61L259 55L264 53V44L260 41ZM253 162L257 167L264 169V122L259 125L253 152ZM53 210H55L57 219H61L64 224V208L55 195L52 194L48 222L40 231V241L30 247L27 259H21L19 264H56L60 248L66 246L73 238V232L65 227L59 232L53 231L49 223ZM239 230L246 253L243 264H264V226L261 224L254 226L244 219L240 223ZM163 253L177 264H233L210 256L203 257L198 251L193 238L187 239L184 245L176 250L165 248ZM136 254V250L125 252L119 264H137Z\"/></svg>",
    "mask_w": 264,
    "mask_h": 264
},
{
    "label": "snow or ice",
    "instance_id": "6c2138e0",
    "mask_svg": "<svg viewBox=\"0 0 264 264\" xmlns=\"http://www.w3.org/2000/svg\"><path fill=\"white\" fill-rule=\"evenodd\" d=\"M259 55H260L261 61L264 62V53H260ZM261 114H264V113H261ZM242 214L246 219L249 218V213L247 211H243ZM254 222H256V221H254ZM49 223H50L54 232H59L63 229V227L67 226V225H64L62 223L61 219H57L55 210L52 211V215H51V219H50ZM257 223L264 226V213H262L261 219Z\"/></svg>",
    "mask_w": 264,
    "mask_h": 264
}]
</instances>
